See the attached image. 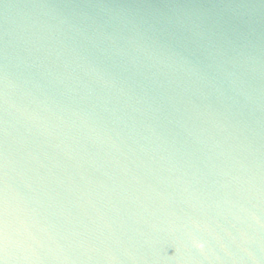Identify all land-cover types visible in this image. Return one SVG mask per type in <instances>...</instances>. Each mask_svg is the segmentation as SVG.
Here are the masks:
<instances>
[{"label": "water", "instance_id": "95a60500", "mask_svg": "<svg viewBox=\"0 0 264 264\" xmlns=\"http://www.w3.org/2000/svg\"><path fill=\"white\" fill-rule=\"evenodd\" d=\"M0 264H264V0H0Z\"/></svg>", "mask_w": 264, "mask_h": 264}]
</instances>
